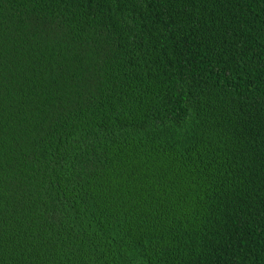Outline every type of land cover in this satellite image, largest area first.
<instances>
[{"label": "trees", "instance_id": "16d2710c", "mask_svg": "<svg viewBox=\"0 0 264 264\" xmlns=\"http://www.w3.org/2000/svg\"><path fill=\"white\" fill-rule=\"evenodd\" d=\"M0 264H264V0H0Z\"/></svg>", "mask_w": 264, "mask_h": 264}]
</instances>
